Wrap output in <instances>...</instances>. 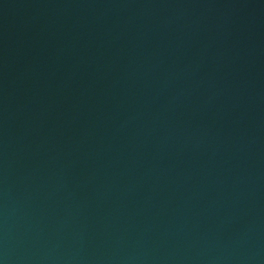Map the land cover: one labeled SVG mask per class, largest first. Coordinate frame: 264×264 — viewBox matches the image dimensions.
Segmentation results:
<instances>
[{"label":"water","instance_id":"water-1","mask_svg":"<svg viewBox=\"0 0 264 264\" xmlns=\"http://www.w3.org/2000/svg\"><path fill=\"white\" fill-rule=\"evenodd\" d=\"M0 264H264V0H0Z\"/></svg>","mask_w":264,"mask_h":264}]
</instances>
